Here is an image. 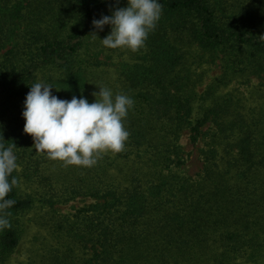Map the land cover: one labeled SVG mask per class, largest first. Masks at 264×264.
<instances>
[{
  "label": "trees",
  "instance_id": "trees-1",
  "mask_svg": "<svg viewBox=\"0 0 264 264\" xmlns=\"http://www.w3.org/2000/svg\"><path fill=\"white\" fill-rule=\"evenodd\" d=\"M246 2L160 0L142 65L128 64L113 89L135 102L124 150L103 154L91 168L70 165V203L96 201L59 228L70 240V264H264V126L218 95L241 74H264V0ZM125 5L0 0V143L23 156L26 181L44 157L15 124L30 86L41 78L67 100L86 98L88 73L103 65L99 39L111 31H96L92 21ZM215 57L222 75L200 95L192 67ZM184 132L192 145L203 141L194 176L180 174ZM12 177L18 183L7 197L15 204L6 210L11 227L0 230V264L18 247L36 202L21 194L19 173ZM79 251L87 258L81 263L71 258Z\"/></svg>",
  "mask_w": 264,
  "mask_h": 264
},
{
  "label": "clouds",
  "instance_id": "clouds-1",
  "mask_svg": "<svg viewBox=\"0 0 264 264\" xmlns=\"http://www.w3.org/2000/svg\"><path fill=\"white\" fill-rule=\"evenodd\" d=\"M119 2L115 0L116 5ZM126 4V7H116L111 15L92 21L98 32L109 26L108 35L99 39L93 32L91 36L99 39L106 49L135 53L146 48L149 34L161 19L163 5L160 0H126ZM53 88L44 82L34 83L24 100L23 131L32 137L35 152L65 165L91 168L103 154L124 150L130 135L124 122L134 107L132 97L98 87L99 92L93 93L95 101L89 103L84 97L60 99L53 94ZM15 148L13 143L8 147L0 143V230L11 227L7 219L10 213L6 210L15 204L14 200L7 199L18 183L12 177L14 171H19Z\"/></svg>",
  "mask_w": 264,
  "mask_h": 264
},
{
  "label": "rangeland",
  "instance_id": "rangeland-1",
  "mask_svg": "<svg viewBox=\"0 0 264 264\" xmlns=\"http://www.w3.org/2000/svg\"><path fill=\"white\" fill-rule=\"evenodd\" d=\"M254 2L255 0H247L246 3L251 5ZM2 54L3 52H0V57ZM143 57L144 49L133 53L129 50L104 48L98 56L103 65L88 73L89 77H87L85 89V97L88 102L93 103L95 101L93 93L99 92L98 87H108L112 90L120 88L117 80L123 79L124 76L122 75L126 66L137 63L142 65ZM192 69L194 72L193 79L198 82L196 90L200 95L204 94L207 87L222 75L221 65L216 57L214 59L208 58L204 64H195ZM38 82L44 81L39 78ZM53 94L60 99L67 100L61 92L53 91ZM218 95H227L232 98L233 103L236 104L237 113L243 114L249 122L259 120L260 124L264 126V74H241L224 86ZM96 98L99 99V97ZM24 123L23 119L15 124L18 126L23 124L22 127L24 128ZM8 124H14L13 120L12 122L9 121ZM203 131H208V127H205ZM30 143L32 144L31 149H33L32 137ZM180 146L182 160H185L184 166L180 168V174L184 176L198 174L202 168L200 152L203 148V141L192 145L189 140V133L184 132L180 139ZM36 155L44 157L38 158L37 164L31 170L33 180L30 182L22 177L26 168V163H22L23 156H21V160L17 156L20 192L24 196H33L36 198V202L23 217L24 232L22 239L6 264H70V240L62 228H66L67 224H70V217L72 218L80 211L86 210L96 201L79 198L70 203V187H68L70 165H65L62 161L51 158L46 160L44 153L36 152ZM41 159L44 160L39 167ZM50 184L52 186H49ZM53 192L58 194H52ZM52 196L58 197L53 198ZM46 200H51L53 205L46 204ZM60 227H62L61 232L59 231ZM73 254L71 258H77L80 263L81 260L87 259L80 251Z\"/></svg>",
  "mask_w": 264,
  "mask_h": 264
}]
</instances>
